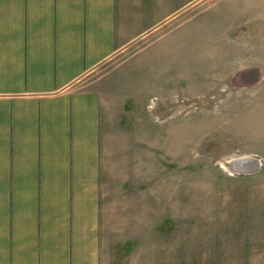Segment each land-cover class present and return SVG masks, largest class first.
Segmentation results:
<instances>
[{
  "label": "rangeland",
  "instance_id": "1",
  "mask_svg": "<svg viewBox=\"0 0 264 264\" xmlns=\"http://www.w3.org/2000/svg\"><path fill=\"white\" fill-rule=\"evenodd\" d=\"M105 264H264V0H118ZM260 160L257 173L231 170Z\"/></svg>",
  "mask_w": 264,
  "mask_h": 264
},
{
  "label": "crops",
  "instance_id": "2",
  "mask_svg": "<svg viewBox=\"0 0 264 264\" xmlns=\"http://www.w3.org/2000/svg\"><path fill=\"white\" fill-rule=\"evenodd\" d=\"M118 0H0V264H105L103 92Z\"/></svg>",
  "mask_w": 264,
  "mask_h": 264
},
{
  "label": "water",
  "instance_id": "3",
  "mask_svg": "<svg viewBox=\"0 0 264 264\" xmlns=\"http://www.w3.org/2000/svg\"><path fill=\"white\" fill-rule=\"evenodd\" d=\"M245 165L249 166L248 169L244 168ZM238 166H239L238 167L239 169L236 168L237 172L244 173V174L257 173L261 169L260 160L255 159V158H251L248 160H240V162L238 163Z\"/></svg>",
  "mask_w": 264,
  "mask_h": 264
},
{
  "label": "bare ground",
  "instance_id": "4",
  "mask_svg": "<svg viewBox=\"0 0 264 264\" xmlns=\"http://www.w3.org/2000/svg\"><path fill=\"white\" fill-rule=\"evenodd\" d=\"M252 157H246V158H241V159H238V160H235L232 164H231V170L232 171H236L237 172V169L239 166H238V163L240 162V160H248V159H251ZM248 165V164H247ZM245 165L244 168H247L249 166ZM239 169V168H238Z\"/></svg>",
  "mask_w": 264,
  "mask_h": 264
}]
</instances>
